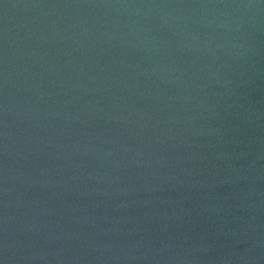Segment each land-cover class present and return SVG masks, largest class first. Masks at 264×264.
Instances as JSON below:
<instances>
[{"label":"water","instance_id":"obj_1","mask_svg":"<svg viewBox=\"0 0 264 264\" xmlns=\"http://www.w3.org/2000/svg\"><path fill=\"white\" fill-rule=\"evenodd\" d=\"M0 264H264V0H0Z\"/></svg>","mask_w":264,"mask_h":264}]
</instances>
